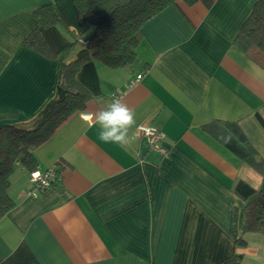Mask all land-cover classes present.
Segmentation results:
<instances>
[{"label":"crops","instance_id":"0c3cea01","mask_svg":"<svg viewBox=\"0 0 264 264\" xmlns=\"http://www.w3.org/2000/svg\"><path fill=\"white\" fill-rule=\"evenodd\" d=\"M256 1H178L144 24L133 64L96 63L102 96L34 151L36 170L57 166L59 182L30 195L33 171L14 166L0 264H218L234 254L264 264V236L246 232L239 185L257 191L263 175L209 126L236 123L264 160V68L234 42ZM46 4L64 23L44 30L56 55L77 41L73 60L91 32L74 0H0V112L16 114L0 128H35L65 94L58 62L24 45ZM114 97L135 112L127 147L98 139L94 114ZM140 124L161 129L166 154L146 147Z\"/></svg>","mask_w":264,"mask_h":264},{"label":"trees","instance_id":"16d2710c","mask_svg":"<svg viewBox=\"0 0 264 264\" xmlns=\"http://www.w3.org/2000/svg\"><path fill=\"white\" fill-rule=\"evenodd\" d=\"M183 1L188 5L202 2L211 6L213 0H74L80 23L91 32L76 58L69 59L77 41L69 42L56 55L44 30L64 24L58 9L46 4L35 12L37 26L24 40V45L41 55L58 62L62 73L65 94L41 122L31 130L4 124L0 128V219L15 205L9 195L10 178L16 163L30 171L37 169L34 151L45 143L59 127L76 112L87 108L88 103L102 96L96 63L111 69H122L133 64L142 38L144 24L161 10ZM235 45L264 68V0H257L249 16L242 23L234 40ZM15 113L0 112V122ZM264 127V119L257 114ZM214 122L223 144L263 175L259 190L247 187L246 232L264 236V160L260 159L249 140L234 122ZM216 131V132H217ZM232 237L238 246L246 240L237 234L233 222ZM243 254H234L218 264H244Z\"/></svg>","mask_w":264,"mask_h":264},{"label":"clouds","instance_id":"9594fccd","mask_svg":"<svg viewBox=\"0 0 264 264\" xmlns=\"http://www.w3.org/2000/svg\"><path fill=\"white\" fill-rule=\"evenodd\" d=\"M94 119L99 124L98 139L101 142L130 145L129 132L136 124L135 112L122 99L114 97L106 109L94 114Z\"/></svg>","mask_w":264,"mask_h":264},{"label":"built area","instance_id":"2783aa9c","mask_svg":"<svg viewBox=\"0 0 264 264\" xmlns=\"http://www.w3.org/2000/svg\"><path fill=\"white\" fill-rule=\"evenodd\" d=\"M142 76V74L137 75L136 78L131 80L129 84L131 86L136 85L138 82H140ZM137 129L148 149L154 150L163 155L167 153L166 148L160 144L164 134L158 126L140 124ZM59 180L60 176L57 166L49 168L44 172L35 170L31 173V181L33 184L28 193L30 195H38L39 193L44 192L48 188L55 185L57 182H59Z\"/></svg>","mask_w":264,"mask_h":264}]
</instances>
